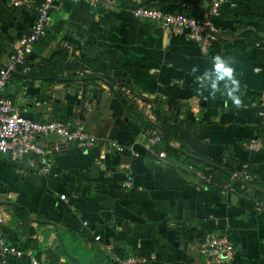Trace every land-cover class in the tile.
Listing matches in <instances>:
<instances>
[{"label":"crops","instance_id":"0c3cea01","mask_svg":"<svg viewBox=\"0 0 264 264\" xmlns=\"http://www.w3.org/2000/svg\"><path fill=\"white\" fill-rule=\"evenodd\" d=\"M137 4L205 19L211 0H58L30 68L10 74L1 93L21 112L72 119L98 140L82 147L42 135L45 155L30 153L40 166L0 154V205L10 213L0 232L25 251L4 255L0 246V264H30L28 252L52 264H117L131 253L150 256L147 264H204L200 245L211 233L233 240L227 264H264V213L254 203L264 200V145L245 146L264 138V0H223L221 16H210L220 33L207 53L185 33L135 16ZM35 17L0 0V62ZM217 54L235 68L242 109L215 70ZM152 127L163 136L154 146ZM111 139L125 150L110 148ZM245 163L253 180L235 175Z\"/></svg>","mask_w":264,"mask_h":264},{"label":"built area","instance_id":"2783aa9c","mask_svg":"<svg viewBox=\"0 0 264 264\" xmlns=\"http://www.w3.org/2000/svg\"><path fill=\"white\" fill-rule=\"evenodd\" d=\"M58 0H42L35 4L34 0H10L13 6L26 9H34L36 12L35 21L29 31L24 34L19 45L9 54L5 66L0 65V154H10L14 159L24 158L30 166H40V163H46L44 159L38 160L30 157L34 152L39 155H45V149L39 144V137L47 134H54L71 142H77L79 146L90 147L94 145L98 138L95 133L83 129L81 126H75L72 119H47L37 120L22 114L19 106L7 96L2 95V90L6 87L12 70L18 66H24L25 72L30 68L28 58L34 50L35 44L48 33L51 26L50 11L56 6ZM95 6L99 0H85ZM223 0H211L210 12L207 18H196L185 10H167L157 7H148L139 5L132 8L135 16L141 19L151 20L159 24L163 29L174 33H185L188 38L199 43L201 51L207 53L210 46L217 39L220 29L216 27L210 19L219 17L222 14ZM70 51L72 46L65 43ZM148 143L151 146L157 145L163 140L161 132L157 128H148L146 130ZM109 147L123 152L124 145L117 140L111 139L108 142ZM264 145V138L254 137L245 142V146L250 150H260ZM167 155L166 151L160 152L161 157ZM49 164H44L41 168L45 171L50 169ZM235 175L244 180H251L254 174L249 169V164H243L240 171ZM202 182L207 184L211 182V174L200 173ZM133 178L127 176L126 187H132ZM203 185V184H202ZM225 190L235 191V188L229 184H223ZM66 194H61L65 198ZM255 209L258 213H264V200L255 199ZM10 213L0 205V225L6 222ZM96 239L101 236L97 234ZM0 246L3 254H14L21 257L25 251L8 244L5 237L0 232ZM235 244L227 234H208L201 242L200 252L204 257V264H227L235 256ZM30 264H52L43 261L28 252ZM150 256L141 253H131L127 257L117 258V264H147Z\"/></svg>","mask_w":264,"mask_h":264},{"label":"clouds","instance_id":"9594fccd","mask_svg":"<svg viewBox=\"0 0 264 264\" xmlns=\"http://www.w3.org/2000/svg\"><path fill=\"white\" fill-rule=\"evenodd\" d=\"M215 61V70L219 74V78L228 77L231 81V87L228 90V97L235 109H242L245 107L242 98L237 94L240 89V81L236 78L235 68L231 65H226L222 56L217 54L212 57ZM215 87V85H213ZM225 107H228V101H225Z\"/></svg>","mask_w":264,"mask_h":264},{"label":"water","instance_id":"95a60500","mask_svg":"<svg viewBox=\"0 0 264 264\" xmlns=\"http://www.w3.org/2000/svg\"><path fill=\"white\" fill-rule=\"evenodd\" d=\"M139 5H142V4H137L136 6H139ZM136 6H133V7H136ZM0 65L5 66V64L2 63V62H0ZM13 71H14V70H12L11 73H12ZM106 83H107V85L113 90V85H112L111 83H109L108 81H107ZM114 92H115V91H114ZM125 100H126V99H125ZM129 103H130L131 105L135 106V104H134L132 101H129ZM22 114L25 115V116H27V117H29L28 112H22ZM158 127L160 128V130H161V132H162L164 138L166 139V136H165L164 130H163L159 125H158ZM204 161H205V160H204ZM77 264H79V263L77 262Z\"/></svg>","mask_w":264,"mask_h":264},{"label":"trees","instance_id":"16d2710c","mask_svg":"<svg viewBox=\"0 0 264 264\" xmlns=\"http://www.w3.org/2000/svg\"><path fill=\"white\" fill-rule=\"evenodd\" d=\"M163 9H166V8H163ZM168 10V9H167ZM251 171V170H250ZM253 180V179H252Z\"/></svg>","mask_w":264,"mask_h":264}]
</instances>
